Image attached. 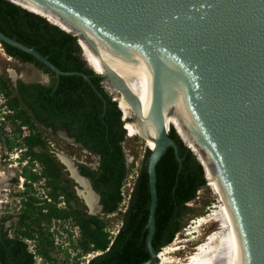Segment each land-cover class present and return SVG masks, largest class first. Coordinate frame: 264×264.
Wrapping results in <instances>:
<instances>
[{
	"label": "water",
	"instance_id": "1",
	"mask_svg": "<svg viewBox=\"0 0 264 264\" xmlns=\"http://www.w3.org/2000/svg\"><path fill=\"white\" fill-rule=\"evenodd\" d=\"M6 1L76 38L85 68L101 79L103 91L116 103L123 123L136 120L144 124L134 113L140 108L139 101L111 68L105 67L102 75L92 71L79 41L96 54L95 43L86 35L87 30L80 21L122 38L136 52L150 55L152 50L166 57L168 65L189 77L190 84L167 102L153 93L147 107L149 118L155 122V138L150 139L155 146L153 150L146 149L148 259L141 264H154L156 259L150 244L156 204L155 164L168 147L179 161L176 146L167 136L169 127L163 116L191 89L198 116L197 125L193 126L197 130L191 123H183L186 135L183 138L174 125L171 128L188 150L195 156L192 148L199 152L211 175H218L225 182L240 217L213 237L196 264H264V0H55L57 4L52 0ZM27 5L56 17L69 32ZM0 44L31 56L56 81L59 76L81 77L102 100L103 114L105 102L88 75L66 72L33 48L1 33ZM150 62L157 65L154 60ZM156 65L153 75L159 87ZM108 83L110 88L106 87ZM118 97L131 107V114L126 118L115 100ZM205 141L210 143L209 150ZM200 157L196 156V160L207 180ZM5 182L0 180V188Z\"/></svg>",
	"mask_w": 264,
	"mask_h": 264
},
{
	"label": "trees",
	"instance_id": "2",
	"mask_svg": "<svg viewBox=\"0 0 264 264\" xmlns=\"http://www.w3.org/2000/svg\"><path fill=\"white\" fill-rule=\"evenodd\" d=\"M49 19L52 23L60 25L56 17L50 16ZM0 33L8 38L18 39L22 45L33 48L66 72H81L88 75L92 86L105 102L102 114V100L81 77L59 76L56 81L53 74L31 56L8 45L0 44L7 56L30 63L48 75L50 84L46 87L37 85L34 92H31L34 93L32 97L37 116L41 123L46 121V125H51L53 128L58 127V125L54 126L56 122L60 123L59 126L66 129L69 136L96 156L95 170L89 171L80 167V173L90 180L93 190L99 196L103 213L102 216L84 215L77 209L75 196L60 183L59 166L45 152V139L29 122V116L17 110L16 100H9V110H17L12 119L7 117L12 132L14 136L20 137L18 128L22 125L29 128V134L21 137L18 145L25 150L23 156H27L29 162H36L40 168V173L37 175L27 170V167H23L20 175L29 182L41 180L44 183L41 187L45 189L44 194L49 198V202L29 196L33 191L31 185L24 184L22 196L27 194V197L25 201L21 200V211L15 216L14 228L5 226L6 221L12 219L11 216L0 217V264H35L33 256L39 257L43 264H54L49 254L52 251V239L47 231H44V236L42 235V226L48 225L51 221L67 222L72 227H76V237H72V234L66 231L68 247L76 251V257L99 252L98 255L88 259L86 264H141L146 261L148 259L145 247L149 201L146 173L148 151H145L136 171L125 209L120 215L119 227L114 235L109 234L102 217L120 212L118 211L122 201L120 193L127 175L121 147L124 131L121 128V114L116 109V103L103 91L101 79L93 76L91 70L85 68L76 45V38L6 0H0ZM81 45L85 55L88 47L84 43ZM87 61L89 62L88 59ZM3 87L4 84H1V88ZM14 119L19 122L17 126H14ZM171 123L167 136L176 146L179 161L175 159L172 148L168 147L159 162L157 161L158 167L157 163L154 167L156 204L154 231L150 244L156 253L171 243L182 227L181 218L191 212L188 204L196 199L197 192L204 188L206 183L208 186L212 182L209 175H206L207 180L204 179L202 168L196 160L197 152L185 142L196 156L186 148L171 128ZM46 125L42 124L44 128L47 127ZM70 125L74 126L70 128ZM175 126L176 130L180 129L177 123ZM13 144L8 142V148H12ZM35 148L38 151H35ZM204 169L208 174L205 165ZM65 181L68 182L67 179L63 182ZM58 197L64 201L63 208L56 207ZM69 200L74 206L69 204ZM202 215L204 216V213L198 216ZM8 232L13 234L8 236ZM25 240L33 243L34 254L27 251Z\"/></svg>",
	"mask_w": 264,
	"mask_h": 264
},
{
	"label": "rangeland",
	"instance_id": "3",
	"mask_svg": "<svg viewBox=\"0 0 264 264\" xmlns=\"http://www.w3.org/2000/svg\"><path fill=\"white\" fill-rule=\"evenodd\" d=\"M0 77L5 78L8 77V87L9 91H11V84L14 82L15 79H21L23 81H35L39 80L42 84L47 83V77L40 72H36V69L32 65L28 64H22L17 63L13 59L7 57L0 49ZM1 116V115H0ZM170 120V119H169ZM131 124L130 121H127V123L122 122L121 128L126 130L124 131V140L121 143V147L123 149L124 153V159L126 163L127 168V175L126 179L123 183V192L124 194H129L130 188L132 186L133 180L136 175V171L140 166V163L142 161V157L145 154L146 149L152 148L147 142L145 141L144 135L140 134H130L128 130V125ZM0 129H2V133L5 137L7 135V142H13L12 148H9L8 156L11 158H8L10 160L7 161L9 167V170H6V167L4 164L0 165V169L5 172V174L10 175L9 181L12 179V177H15L19 174V171L22 169L21 165L17 163L18 158L20 157L21 152L19 151V148L22 149L21 146L18 145L20 137L14 136L12 132V127L9 123H3L0 125ZM4 129V130H3ZM20 136L22 135V130H19ZM39 134L45 139L46 146H45V152L51 151L53 153V157L57 161V165L60 168L59 172V179L60 183L62 185H65L70 192L73 193L75 196V199L77 201V209L84 213V215H98L96 212L92 211L91 209V200L89 198V191L87 192L83 188H81L79 183H75L73 180H68V182H63L64 179H69V163L67 161H82L85 163H88V161L92 160V157H87L86 155L82 154L77 147H74L71 143H65L62 141V139H59L57 137H53L48 135L45 131H39ZM3 151L5 150L3 146L0 144ZM35 151H38L37 149ZM23 160V158H22ZM27 170L34 169L37 171L36 165L33 166L31 162L27 160ZM66 166V167H65ZM68 169V171H67ZM69 177V178H68ZM217 179V176H216ZM8 181V182H9ZM75 181H77L75 179ZM6 183V182H5ZM40 183L42 181L40 180ZM125 184H127L125 186ZM6 186V184H4ZM8 188H11V185L7 186ZM41 188V187H39ZM11 189H9L10 194L7 198V205L5 207L1 205L0 207V217L9 215L12 217V219L6 221L5 226L7 228L15 226V216L18 215L21 211V204L18 207V205L15 203V192H13ZM226 189V186L221 185L220 183H217V180L214 182H211L208 184V186H205L204 188H201L197 192L196 199L188 204L189 208L191 209V212L187 215L183 216L181 219L182 227L180 228L179 232L174 236L173 240L170 244L163 247L161 251H158L156 255L161 254L165 252L166 248L170 245H173L176 247L175 254H171L170 261H172L175 264H185L186 260L191 256L192 253L195 252V250L198 247V244L203 242L205 237L210 235L213 231L218 229V225L216 223L213 224H206L201 225L197 229L198 231L195 232L193 230L195 226L194 219H198V216L201 213H204L205 215H210L214 208L218 207L219 205H222L225 203V200L227 197L224 194V190ZM41 191L45 193V189L41 188V190H38L37 193H34L33 191L29 193V196H32L36 199H38L39 196H42ZM223 196V197H222ZM27 197V194L22 196V201H25ZM225 198V199H224ZM127 199L124 198L123 203L119 205L120 212H116L114 214L106 215L102 217L104 222L106 223V230L109 232V234H115L116 229L119 227L120 224V215L121 212L125 209L126 201ZM212 201V202H211ZM208 206L207 204L210 203ZM69 204L71 206H74V203L72 201H69ZM212 204L214 206H212ZM58 208H63L62 201H59V204L56 206ZM99 216V215H98ZM42 235H45L44 231H47V233L50 235L52 239V245L55 244V248L49 253L50 258L54 260V264H79L83 260L81 257H76V251H73L71 248L68 247L67 239H68V233L66 231L70 230V233H73V237H76L77 230L76 228L72 227L67 222H56L51 221L48 225L44 224L42 226ZM37 230V229H35ZM193 233V234H192ZM13 234L12 232H8V236ZM76 234V235H74ZM72 236V235H71ZM85 257V256H84ZM175 259V260H173ZM175 261V262H174ZM156 263H159L158 260H155ZM169 263V264H173ZM155 264V263H154Z\"/></svg>",
	"mask_w": 264,
	"mask_h": 264
},
{
	"label": "bare ground",
	"instance_id": "4",
	"mask_svg": "<svg viewBox=\"0 0 264 264\" xmlns=\"http://www.w3.org/2000/svg\"><path fill=\"white\" fill-rule=\"evenodd\" d=\"M52 1L57 4L55 0ZM27 7L33 10L34 12L41 11L40 9L34 6L27 5ZM38 14L45 17L46 19H48L49 22H51L49 19L51 15H49L48 13L42 11V13ZM54 21L56 22L55 19ZM80 22L82 23V25H84L85 29L87 30V32L85 31L86 35L89 36L95 43L96 54L92 53L89 48L85 50L84 57L85 59L87 58L91 64L87 61V59L86 62L91 67L92 71L97 75H102L105 67L111 68L112 70H114L115 74L121 80H123L125 84L129 87V89L135 94L139 101L140 108L138 107V110L134 113L136 117L139 118V120H141L142 122L144 121V124H142L140 121L135 120L130 125H126H128L127 127L130 134H143L145 137V141L147 140L146 143H148L152 147H148V149L153 150L155 144L153 143V141H150V139L155 138V122L153 121L151 116L149 118L147 108L151 104V98L153 96L152 94L154 93L156 95L161 96V98H163V100L167 102L176 93H178L190 84L191 81L189 77L183 76L177 68L175 69L171 65H168L166 57H161L152 50L151 52H149L150 55H148L144 51L142 53L136 52L128 44H124L122 38L111 35L108 32L101 30L95 26L92 27L85 21ZM57 23L60 24L59 26H61L62 29L69 32L68 27L61 24L60 22ZM82 43L81 41H79L81 49ZM143 49L147 50L146 47H143ZM150 60H154L157 63V65H155L157 66L158 70L157 76L159 87H157V84H155L154 82L155 76L153 75V71L155 65L151 63ZM106 87L110 88L111 86L108 83ZM115 100L118 101V106L121 110L122 116H124L125 118L128 117V115L131 114L132 111L128 103L121 97H118L117 99L115 98ZM122 110L125 112V114H123ZM168 112L171 113L168 115L166 114ZM166 113L164 114L163 118L164 122L167 123V129L168 127H170L171 121H173L171 125L175 126V123H177L180 128L177 130L184 136V138H186V135L182 129L183 123H191L192 128L197 130V128L194 127L197 125L198 116L195 111L193 90L191 89L190 91L182 95L171 107H169ZM205 146L209 150L210 143L206 142ZM193 149L196 151L195 148ZM196 152L197 154H199L198 151ZM198 156L200 157V155ZM201 158L202 157H200V159ZM203 164L205 165L208 175L211 178L212 182L217 180V183L226 186L225 182L220 179L218 175H211L207 163L205 164L203 162ZM224 194L227 197L224 204L214 208L215 210H213L210 215L199 217L196 222L194 221L195 226L193 230H195V232L198 231L197 229L199 228V226L213 223H216L218 225V229L213 231L210 235L206 236L204 241L198 244L197 249L186 260L185 264H196L204 249L210 243L213 237L232 223L240 220L239 214L236 212L235 206L227 188L224 190ZM173 245L167 247L165 252L156 255L155 260H158V262H160H155V264L173 263L172 261H170L169 256L171 254H175L176 247Z\"/></svg>",
	"mask_w": 264,
	"mask_h": 264
},
{
	"label": "flooded vegetation",
	"instance_id": "5",
	"mask_svg": "<svg viewBox=\"0 0 264 264\" xmlns=\"http://www.w3.org/2000/svg\"><path fill=\"white\" fill-rule=\"evenodd\" d=\"M1 51L4 53V51L1 49ZM6 55V54H5ZM7 56V55H6ZM9 57V56H7ZM11 59H13L15 62L17 63H22V64H28V65H32L30 63H26V62H22L19 61L16 58H12L9 57ZM35 69L36 72H40L41 74L45 75L47 77V83L46 84H42L41 82H39V80H35V81H23L21 79H15L14 82L11 84V91H9V87H8V77L5 78H1L0 77V123H8L7 117H9L10 119H12V117H14V115L17 113V110L22 111L25 115L29 116V122L33 124L34 129L36 130L37 133H39V131H45L48 135L53 136V137H57L59 139H62V141H64L65 143H71L72 145H74V147H77L79 149V151L86 155L87 157H92L91 161H88V163L82 162V161H67L69 163L68 168L70 169L68 171L69 172V176L70 178L67 180H73L75 183H79L81 188H83L84 190H86L89 193V198L91 200V209L92 211L96 212L99 216H102L103 213L101 212L102 210V206L99 204V196L98 194L93 190L90 180L83 176L80 173V167H84L86 170H95V168L97 167V158L94 154L90 153L85 147H83L80 143L76 142L75 139L71 136H69V134L67 133V130L60 127V123H55L54 126L58 127H51V125H46V121H42L43 123H41L39 117L37 116V110L36 107L34 106V102H33V97L31 94V92H34V89L36 88V86H48L50 84V79L48 77L47 74H44L41 70H39L37 67H35L34 65H32ZM1 84H4L5 87L1 88ZM21 85V86H20ZM22 87V88H21ZM7 94V95H6ZM15 99V103L17 104V110H9L8 108V101L9 100H13ZM34 106V107H33ZM14 126H17L19 124L18 120L14 119ZM43 125H46L47 127L44 128ZM75 125V124H74ZM74 125H70V128H72L71 126ZM23 132L21 137H24L26 135L29 134L30 130L27 126L22 125L18 128V130H22ZM45 129V130H44ZM4 130V129H3ZM2 129H0V144L3 146L4 150V154L6 155L8 153V151L10 150L8 148V142H7V135L2 136ZM4 137V140L2 141ZM36 150V148H35ZM19 151H21L20 157L21 158H26L28 159V157L23 156V152L25 151L23 148L20 149ZM51 158L57 162L55 160V158L53 157V153L51 151L47 152ZM124 154V153H123ZM31 164H33V166L36 165L37 171H35L34 169H29L31 172L37 173V175H39V165L34 162V161H30ZM28 162H26V165L24 167H27ZM66 167V166H65ZM33 170V171H32ZM75 179L77 181H75ZM34 184H38L39 187H41L44 183L42 182L40 184V180L36 181V182H31ZM42 188V187H41ZM69 191V189H68ZM40 199V198H38ZM58 200L62 201V204L64 206V201L61 197H58ZM59 201L56 205L59 204ZM70 201V200H69ZM58 222V221H56ZM53 242V241H52ZM53 248H55V244L52 245V250Z\"/></svg>",
	"mask_w": 264,
	"mask_h": 264
},
{
	"label": "built area",
	"instance_id": "6",
	"mask_svg": "<svg viewBox=\"0 0 264 264\" xmlns=\"http://www.w3.org/2000/svg\"><path fill=\"white\" fill-rule=\"evenodd\" d=\"M8 155H9L8 153L6 155L4 154V151H3V149L0 146V165H2V164L5 165V167H6L5 171L9 170V167H10L8 165L7 161L10 160L8 158H11V157H9ZM27 160L28 159L24 158L19 163L22 168L26 164ZM9 177H11V176L8 175V174H5V172L0 169V180H2V179L6 180V186H2L0 188V207H1V205H3L5 207V205L8 204L7 203V198H8V195L10 194L9 189H11V188L7 187L9 185H11V187L13 188L11 190L13 192H15V194H16L14 199H15V203L18 205V207L21 204L22 193L24 191V184L31 185V189L33 190L34 193H37L38 190H41V188H39V185L37 183L34 184V183L29 182V181H25L24 178L20 175V171H19V174L17 176H15V177H12V179L10 181H9V179H10ZM126 185L127 184H125V186ZM41 194H42V196H39V198L40 199H44L46 202H49V198L46 197L45 194L42 191H41ZM120 194H121V197H122V201L120 202V204H121V203H123L124 198L128 199V194H124L123 187L121 188V193ZM212 206H214V205L212 204ZM74 235H76V234H74ZM112 235H114V234H112ZM72 237H73V233H72ZM24 242L27 244V251L30 252L31 254H34L33 243L31 241H26V240ZM98 254H99V252H93L91 254H86L85 257H81V258H83L82 259L83 261L81 263H79V264H86L88 259H90L91 257L96 256ZM33 259H34L35 264H43L39 257L33 256Z\"/></svg>",
	"mask_w": 264,
	"mask_h": 264
},
{
	"label": "clouds",
	"instance_id": "7",
	"mask_svg": "<svg viewBox=\"0 0 264 264\" xmlns=\"http://www.w3.org/2000/svg\"><path fill=\"white\" fill-rule=\"evenodd\" d=\"M21 161H22V159L18 158V161H17L18 164H19ZM25 165H26V164H25ZM25 165H24V166H25ZM38 198H39V197H38ZM39 200H40V199H39ZM119 205H120V204H119ZM196 220H197V219H194V221H196ZM194 221H192V222H194ZM74 228H76V227H74ZM76 230H77V229H76ZM67 232L70 233V230H68ZM162 249H163V248H162ZM160 251H161V250H160ZM90 254H91V253H90Z\"/></svg>",
	"mask_w": 264,
	"mask_h": 264
}]
</instances>
